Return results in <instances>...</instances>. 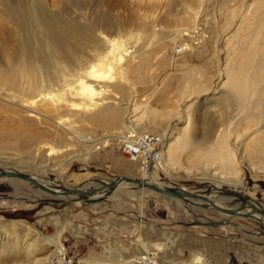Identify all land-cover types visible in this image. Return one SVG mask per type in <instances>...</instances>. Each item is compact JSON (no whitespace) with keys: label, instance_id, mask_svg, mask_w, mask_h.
<instances>
[{"label":"rangeland","instance_id":"1","mask_svg":"<svg viewBox=\"0 0 264 264\" xmlns=\"http://www.w3.org/2000/svg\"><path fill=\"white\" fill-rule=\"evenodd\" d=\"M107 1L93 2L97 4L95 7H101ZM136 1L112 0L114 3L119 2V5L111 11V16L130 20L134 30L135 26L139 28L142 25L156 32L170 31L169 36L166 33L163 38L149 36L142 39L136 30L128 40V43L131 42L128 47L132 46L129 50L142 46L139 55L135 53L133 57L138 62V69L126 73L128 86L132 87L130 93L133 98L140 99V103L147 100L153 107V111L142 119L147 130L142 131L140 126L136 129L162 137L160 132L167 133L171 115L173 119L170 121L169 134L179 135L178 132L183 129L179 145L173 147L175 150L172 148V163H162L164 158L159 156L161 160L158 162L165 166L164 169L155 163L154 169H151L156 171L161 180L173 186L212 194L217 189L207 187L216 185L211 180H218L221 174L233 179L235 175L232 172L238 168L243 174L242 187L217 186L247 191L251 202L264 209V163L257 156L259 150L264 152V132H261L264 125L256 124L258 121L245 120L242 113L227 109L217 100L224 90L220 58L227 55L229 64L234 65L235 60L247 55L251 49H264V29H261L263 31L257 41L253 38H256L260 25L264 24V0H255L256 3L254 0H201L200 4L196 0H173L174 3H169L170 0H139V9ZM248 4L251 5L243 14V19H239L238 15ZM15 6L16 0H0V68H6L8 62L5 56L11 57L17 46L18 29L9 15V7ZM186 8L198 13L191 26L178 33L180 31H174L177 26H168L172 18L179 14L183 16ZM245 21L246 24L248 21L251 23L246 25ZM180 27L178 29H183ZM161 42L163 47H159ZM180 86H186V90H176ZM157 87L155 95L152 94V90ZM197 88L205 89V93L187 96L196 92ZM15 89L11 91L15 92ZM0 107H4L3 104ZM1 116L8 119V113ZM68 121L78 134L93 135L94 138L105 134V131L118 130L88 124L85 115L83 118L69 116ZM12 122V119L9 122L7 120L5 124L10 126ZM42 128L39 140L31 142V147L22 150L17 146L21 140H25V136L6 133L0 126V166L4 164L12 167L17 165L18 160L28 161L29 153L33 152L34 163L42 161L43 167L34 168L33 171L26 164L19 167L62 187L79 186L93 180L108 182L119 175L140 179L144 173L141 172L139 161L131 162L121 151L120 143L113 139L105 145L96 143V148L90 152L86 161L72 157L69 165L60 169L58 165L69 156H66L68 151H63L64 146L69 145L75 149L78 144L67 136L55 135L60 133V128L55 125L47 131ZM11 141L18 142L15 150L19 151L8 149L7 143ZM221 143L227 145V149L234 154L236 164H230L231 167L229 163L222 164L216 157H202L204 153L218 151ZM44 144L48 145L45 147ZM52 147L55 153L49 152ZM80 147L84 148L81 144ZM43 168L51 171H44ZM89 186L96 187L94 183ZM34 191L39 192L32 184H24L17 179L13 185L0 181V222L5 225L14 222L15 226L13 224L10 227L15 229L14 232L18 231L17 234L21 228H30L31 241L41 247L35 258L46 264H131L135 256L147 255L160 264H189L195 255L201 256L204 264H264L262 227L248 217L227 216L228 222L226 220L225 225L229 227L225 232L222 229L223 223L207 225L209 221L222 220L216 219L218 212L187 205L138 187L119 188L97 203L73 202ZM211 196L214 200L227 199L226 194L222 196V193L215 191ZM230 196L229 204L237 201ZM237 211L244 212L243 208ZM261 224L264 227V220ZM34 232L40 233L42 238ZM48 240L58 244L53 245ZM21 256L7 262L15 264V259H24ZM4 261L6 259H0V263Z\"/></svg>","mask_w":264,"mask_h":264},{"label":"bare ground","instance_id":"2","mask_svg":"<svg viewBox=\"0 0 264 264\" xmlns=\"http://www.w3.org/2000/svg\"><path fill=\"white\" fill-rule=\"evenodd\" d=\"M93 1L94 0H16V6L9 7V15L12 17L18 29V40L15 50L12 52V56H5L8 62L6 68H0V106L2 104L4 106L0 107V126L4 128L6 133L15 134L16 136L23 134L25 136V140L20 139L21 143L17 146L22 148V150L25 149V147L28 148L30 144H32L31 142H37V140H39L42 134V131L40 130L42 125L48 126L47 128H42L45 129L44 131H47L48 128L53 125L60 128V133H55V135L59 137L67 136L68 139H71L78 144L75 149L74 147L72 149L69 145L64 146L65 150L63 151H68L66 156L67 154L69 156L64 159L63 163L58 165L60 169L67 167L72 157L80 161H86L91 154L90 152L96 148V143L106 144L112 139L117 140L120 143L124 131L133 133L134 135L144 133L139 132L136 129L138 126L142 128V131L147 130L145 128L147 127L145 126V121L142 119L144 115L153 111V107L147 100L140 103V99L137 100L136 98H133V95L130 93L132 87H130V85L128 86L129 83L126 81V73L138 69V62L136 63L135 59L133 60V57L135 56V53H138L139 55L142 46H137L135 50H129L132 46L128 47V44L131 43H128V40L134 36V31L136 30V33H138L142 39L149 36H153V38H163L164 35L166 36V33L168 36L170 33V31L156 32L154 29L151 30L142 25L139 28L134 25V30V27L130 26V20H121L111 16V11L119 5V2L114 3L112 0H108L104 5H101V7H95L97 4L94 5ZM174 1L170 0L169 3H174ZM196 1L198 4L201 3V0ZM138 2L140 1L138 0ZM138 2L136 1L135 3L139 9ZM253 2L256 3L255 0ZM250 5L248 4L243 8V12L238 15L239 19L247 12ZM187 6L189 7L190 5ZM187 10L188 9L186 8V12H184L183 16L181 14L175 17L173 16L174 18H172L168 27L177 26L175 27L177 29L174 28V31H180L178 33H182L184 30L188 29L187 27L191 26L194 22L198 12L196 13L194 9ZM141 17L144 18L145 16L141 15ZM157 19L159 20V18ZM249 22L250 21L246 24L245 21V24L249 25ZM259 24H261V22ZM261 25L260 27L257 26L259 29L256 33V38L255 36L253 37L254 41H257L258 36H261V31H263L261 29H264ZM178 26L183 27V29H178ZM262 26H264V24ZM161 40H158V42ZM162 45L163 43L159 47H163ZM255 45H257V43ZM220 63L222 67L220 69V76L223 77L222 87L224 90L221 95L218 96L217 100L227 109L236 110V112L240 114L242 113L245 120L258 121L256 124L263 123L264 125V49L261 47L254 48V50L251 49L247 55H242L238 61L235 60V63H233L234 65L229 64L227 55L220 58ZM176 88V90L180 92L186 90V86ZM12 89H15V92L11 91ZM157 89L158 87L152 90V94L155 95ZM197 89L194 93H187V96L191 94L195 95V93L200 92L205 93V89ZM128 96L130 99H127ZM150 96L151 95H149V98ZM5 113H8V119L2 118L1 115ZM23 114H25V116H22ZM84 115L86 116V122L88 124L91 123L94 126L118 130L114 132L105 131V134H99L95 138L93 135L78 134L70 125L68 119L69 116H76L77 118L80 116L83 118ZM169 117L170 120L167 125V133L160 132V135L162 136H159L161 138V145L158 148V151L160 149V152L153 162L156 166L161 163L158 162V160H161V158H158L159 156L164 158L162 163H166L167 165L172 163V148L179 145V136H181V132L183 131V129L179 131V135H170L169 127L170 121L173 117L172 115ZM9 118H11L13 122L12 125L7 126L5 122H7V120L9 122V120H11ZM188 124L186 125L187 127ZM262 127V130L258 127L257 128L259 131L261 130V132H264V126ZM7 141L9 140L7 139ZM17 143L18 142L13 141L8 142V149L15 150ZM80 144L84 148L80 147ZM46 145L48 144H44L45 147ZM15 151L19 150L17 149ZM52 151L55 153L53 147L49 152ZM60 151L58 150V152ZM258 153L257 156L259 157V161L264 163V152L259 150ZM202 157H216L224 165L226 163H229V166L230 164H236L234 154L230 149H227V145L224 143L223 145L221 143L218 151L204 153ZM28 158V161L18 160L16 162L17 165L12 167H7L2 164V166H0V171L7 172L8 175L0 176V181H7L10 185H13L14 181L17 179V181L27 184L29 182L26 179H23V177H15L17 174L23 176L26 175L29 179L35 181L43 188L39 189L37 187L39 192L34 191L36 193L56 198L73 199V202L84 201V199L79 198L78 195L60 196L58 194L67 187L55 184L45 177V179H41V177L38 178L31 172L23 171V169L19 167L21 164H26L31 170L43 167L42 161L38 164L34 163L33 152L31 154L29 153ZM128 159L133 163L138 162L137 158L130 159L128 157ZM153 164L146 169H141V172L144 173L139 180L162 188L196 193L195 191H190L189 188L176 187L161 180L157 176L156 171L153 170ZM160 166L162 169L165 167L163 164ZM43 170L51 171L47 168H43ZM232 173L235 175V178L233 179H229L221 174L218 180H211L216 185L207 187L211 189L216 188L217 190H210L212 191V194H200L205 197V200H199L189 196H186L183 199L167 195L164 196L177 199L191 206H198L200 204H197V202H202L201 204L206 205V209H212L210 206L211 204H214L221 209L243 208L244 212H238V209H234L237 215H229L214 209L212 210L219 213L216 219H222L219 222L223 223L222 229L225 232L229 227L225 225L226 220L228 222L226 217L235 216L248 217L255 220L261 225L260 227H262V232L264 233V227L261 224L264 220V215L256 212L255 208H261L251 202L248 192H240L232 188L223 189L217 186V184H220L219 186L224 185L233 188L242 187V171L238 168H234ZM90 183H94L96 187L102 188L101 193H98L91 198L98 197L99 195L101 196L104 192L103 190H105V183L107 182L93 180L81 184L80 187L84 189L95 188L90 187ZM97 184H100L101 186H98ZM122 187H138V189L147 192L153 191L140 184L136 185L135 183L122 181L116 186V188H114V190H106L107 193L105 194L104 199ZM47 190H51L55 194L48 193ZM214 191L222 193V196L226 194L225 197L227 199L222 198L221 200H214L211 196ZM230 195L236 198L237 201L229 204L228 199L231 197ZM220 202L223 203L221 204ZM251 206H255V208H252ZM244 214L246 216H243ZM205 218L207 219V217ZM0 224L1 228H3V230L0 228V259H6V262L4 261V263L0 264H9L7 262L8 260L11 258H18V256L21 255L24 259H15V261L17 260L15 264H29L30 262L32 264H46L45 261L35 258V255L38 254L41 247H38L37 242L33 240L31 241L30 228H19L20 233L17 234L18 231L14 232L15 229L10 227L14 222L9 225H5L1 222ZM34 233L40 235L38 232ZM39 238H42L41 235ZM43 240H46V238ZM48 241L54 243L53 245L58 244L57 242ZM58 253H60V251ZM145 257L148 258L149 256L147 255ZM145 257L138 256L136 258L144 259ZM154 263L157 264L155 261ZM189 264H204L203 258L195 255Z\"/></svg>","mask_w":264,"mask_h":264},{"label":"water","instance_id":"3","mask_svg":"<svg viewBox=\"0 0 264 264\" xmlns=\"http://www.w3.org/2000/svg\"><path fill=\"white\" fill-rule=\"evenodd\" d=\"M7 175H8L7 172L0 171V176H7ZM15 177H23V179H26L29 183L33 184L34 186L38 187L39 189H43L38 183L29 179L26 175L23 176V175L17 174V175H15ZM122 181L135 183L136 185L140 184V185H143V186H145V187H147V188H149V189H151L157 193L167 195V196H171V197H176L178 199H183L184 197L189 196V197H192L195 199L205 200V197L200 195L203 193H198V192L188 193V192H183L181 190H172V189L162 188V187H159V186L154 185V184L144 183L142 180H139V179H136L133 177H126L124 175L116 176L114 179L105 183V190H103L104 192L101 194V196L99 195L98 197L91 198L92 196H95L98 193H101L102 188L95 187V188H85L84 189V188L80 187L81 185L74 186V187L73 186L67 187V188L63 189V191L58 195H60V196L78 195L79 198L84 199L83 203H97V202H100L104 199L105 194L107 193L106 190L107 191L114 190V188H116V186ZM47 191H48V193L55 194L51 190H47ZM68 201H73V199H68ZM210 206L212 207V209H214L216 211H220V212H223V213H226L229 215H237L235 213L236 211L234 209H221V208L216 207L214 204H211ZM198 207L206 208V205L200 204V205H198ZM255 210L257 213H261L262 215H264V209L255 208ZM243 216H246V215L244 214ZM195 223H197V222H195ZM201 224H203V223H201ZM218 224H219V221H216V220H212V221H209V223H207V225H210V226H217Z\"/></svg>","mask_w":264,"mask_h":264},{"label":"built area","instance_id":"4","mask_svg":"<svg viewBox=\"0 0 264 264\" xmlns=\"http://www.w3.org/2000/svg\"><path fill=\"white\" fill-rule=\"evenodd\" d=\"M123 136L120 148L127 157L130 159L137 158L140 169H146L153 164L159 153L158 148L161 145V138L158 135L148 132L134 135L133 133L124 131ZM136 257L132 259L131 264H155L154 261L160 264L152 256L145 257L144 259Z\"/></svg>","mask_w":264,"mask_h":264}]
</instances>
